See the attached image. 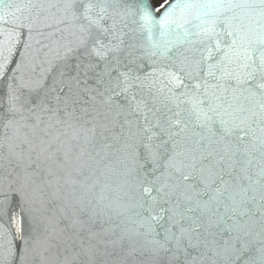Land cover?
Segmentation results:
<instances>
[{"label":"snow or ice","instance_id":"1","mask_svg":"<svg viewBox=\"0 0 264 264\" xmlns=\"http://www.w3.org/2000/svg\"><path fill=\"white\" fill-rule=\"evenodd\" d=\"M0 264H264V0H0Z\"/></svg>","mask_w":264,"mask_h":264}]
</instances>
